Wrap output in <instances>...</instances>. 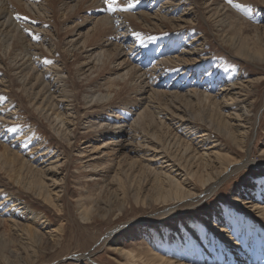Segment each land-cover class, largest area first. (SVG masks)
<instances>
[{
    "label": "bare ground",
    "instance_id": "6f19581e",
    "mask_svg": "<svg viewBox=\"0 0 264 264\" xmlns=\"http://www.w3.org/2000/svg\"><path fill=\"white\" fill-rule=\"evenodd\" d=\"M21 1L35 18L25 20L22 16L16 20L21 13L15 10L13 0H0V43L20 29L19 46L7 49L9 53L0 51V264H17L9 252L20 258L27 250L34 248L37 252L43 241H51V247L62 243L65 228L52 222L47 207L61 209V192L66 195L67 189L64 172L70 163L67 149L73 147L72 140L77 137L78 142L87 140L84 149L91 147L88 155L82 150L80 160L98 159L94 154L103 147L110 149L105 154L112 156L126 149L133 151L136 161L145 163L142 167L154 177L157 199L169 206L161 218L191 208L210 197L231 175L264 162L262 158L252 159V149L247 147L249 132L256 128L260 115L259 111L252 114V87L256 80L249 78L244 64L225 66L226 63L213 59L207 49L209 39L201 31L191 30L192 23L201 17L206 21L209 18L214 21V34L235 52L234 58L257 61L264 60V23L257 28L261 31L256 30L254 40L248 35H236L237 31L229 35L230 21L221 18L228 6L223 0H205V10L196 0H117L120 7L129 2L135 5L127 12L107 11L106 0H71L76 2V7L92 6L96 17L102 14L100 19L97 17L98 26L87 33L82 30L93 21L92 16L83 17L68 31L73 37L78 32L80 38L67 41V54L76 55L78 46L85 54L75 64L72 77L61 73L67 69L50 48L54 42L45 28L35 24L42 14V18L49 16L46 0ZM254 14L255 19L264 21V6ZM168 23H177L172 25V31L179 28L180 35L158 33ZM30 33L45 38L37 42L29 38ZM143 36L145 39H141ZM253 49L254 55L249 56V50ZM47 60L52 63H46ZM78 83L84 85L79 94L84 102L83 112L78 110L77 92H73ZM129 84L134 86V98L114 106L120 114L105 116L93 111H97L93 106L103 104L105 97L113 99ZM102 88L107 92L102 93ZM110 102L104 105L111 110ZM188 106L199 108L198 112L191 113ZM163 113L166 119L161 117ZM131 119L134 120L130 122ZM156 124L173 125L177 129L173 132L175 143L169 144L176 146L184 139L182 156L175 153L176 148L174 153L165 151L164 144H160L161 136L156 138L161 135V126ZM154 125L159 130L155 128L157 133H151ZM81 129L86 131L80 132ZM111 136L121 137L114 146H111L113 140L102 146L93 143ZM238 150L245 151L246 156L237 157ZM88 160L80 168L88 172L86 179L93 181L92 177L101 175L103 167L98 170L100 164ZM102 180L103 183L95 182L94 186H108L107 179ZM241 186H235L232 194L240 210L213 207L208 215L212 230L192 222L181 234L176 233L180 243L183 238L190 241L194 238L191 253L179 249L168 258L151 246L148 252L128 249L123 251L127 264H264V174ZM249 203L251 206H247ZM79 207L85 209L83 198ZM8 228L16 231L17 239H9ZM120 230L121 227L116 229V233ZM142 231L149 241L154 240L153 232ZM106 241L113 244L118 239L111 237ZM11 244L17 247H10ZM116 249L121 251V247ZM83 252L70 253L67 257L89 259L94 251ZM191 255L195 261L189 259Z\"/></svg>",
    "mask_w": 264,
    "mask_h": 264
},
{
    "label": "rangeland",
    "instance_id": "374dc122",
    "mask_svg": "<svg viewBox=\"0 0 264 264\" xmlns=\"http://www.w3.org/2000/svg\"><path fill=\"white\" fill-rule=\"evenodd\" d=\"M196 1L198 3L197 5H200L201 9L205 10V0ZM46 2L47 5L45 6L48 8L47 12L49 13V16L46 15L42 18V14V16L39 18V22L35 24L38 27L42 26V28H45L50 39H52L51 42H54L53 45L49 43L50 48H53V50H55L56 57L62 60L59 63L62 64L63 62L67 69V72L61 73L63 75L73 77L75 68H77L75 66L78 65L81 59H84L85 54L83 53V50L80 48V46H78L76 49V55L72 56L70 54H67V41H69L73 37L68 34V31L72 29L73 25L80 22L83 17L92 16L93 21L90 22L82 30V33H87L88 30H90L94 26H98L99 21L97 17L100 19V16H102V14L96 17V15H93L92 13V6L86 7V5L84 4L82 6L76 7V2L71 0H46ZM223 2L227 3L228 6L226 8L227 11H223L224 16L221 18H223V20L230 21L231 26L228 31L229 35H234L237 31L236 35H248L254 40H256L255 36H257L258 32L261 31V29L257 28H260V25H262L264 21L260 18L258 20L255 19L256 14L254 13L258 11V9L261 10V6H264L262 4L263 0H232L231 4L228 3V0H223ZM2 5L5 7L4 4ZM13 5L15 6V10H18L21 13L19 15L20 17H16V20H20L22 16L32 19L35 18V16L29 12V9L28 11L26 10L23 1L13 0ZM253 5L258 6V8L254 7ZM72 7L74 8L72 9ZM36 10L38 9L36 8ZM88 11H90L91 13L89 14ZM202 18L203 17L200 18V21L192 23L193 28H191V30L201 31V33H204V35L209 39L207 49L211 51L210 55L213 56V59L217 58L218 61H220L223 65L226 63L225 66H231V64L232 66L244 64L242 67L249 74V78L256 80L252 87L254 94L252 114H258L259 111L260 115L256 128L251 129L249 132L247 139V147H251L252 149L250 155L252 159H264V153H262V149H264V60H248L243 62L238 58H234L235 56H233L232 54H235V52L232 51L229 46H226L222 42V40H219V38L214 34V21L210 20L209 18H207L206 21L202 20ZM185 19L187 21L188 18ZM179 22L181 24L185 23L183 21ZM175 24L177 23H168V27H161L157 31L160 34L164 32L165 34L169 33L180 35L179 28H177L175 32L172 31V25ZM239 30H241V32ZM256 30L259 31L257 32ZM76 33L77 35L73 38L79 37L78 32ZM19 34L20 29H15V32L13 31L12 33H10V35H13L11 38L2 39L0 43V51L5 50L6 53H9L7 52V49L11 50L13 48H17L19 46V44H17ZM43 38L45 37L42 36L40 42H42ZM141 39H145V36H143ZM82 41L83 38L80 42ZM46 47H48V45ZM23 48L24 47H22V45L20 44V49ZM253 52L254 49L252 50V52H250L249 50V56L254 55ZM136 57L139 58L140 56H137L136 54ZM160 57L163 58L165 56H159V58ZM154 61L155 59L151 61L152 64H154ZM152 64L150 63L149 68L153 67ZM62 83L64 84V82ZM83 88L84 85L82 83H78L73 91L77 92V100L79 106L78 110H81L82 112L85 108H83L84 102L80 98L79 94L81 93L80 91ZM159 88L164 89L161 86H159ZM133 90H135L134 86L129 84V86L123 88V90L119 92L116 97H114L113 99H109L111 100L109 105H113L111 107V110L106 107L107 105H104V103L106 104L109 101L106 100L107 97L104 98L103 104L100 103L93 106L94 108H96L97 111L93 109L92 110L96 114L100 113L105 116L110 115L112 113L120 114L118 109H115L114 106H116V104H118L119 106L120 103L123 104L130 98H134V93L132 92ZM102 91V93H106L107 89L102 88ZM150 93L152 92H149V94ZM243 93L245 94V92ZM186 105L190 106V104ZM189 106L188 109L191 108L189 109L191 113L194 114L195 112H198L197 110L199 108L197 109V107L195 106H193V108ZM163 111L166 112V110ZM164 115L165 113L161 114V117L163 116V119H166V117L164 118ZM82 120L83 122L86 121V124H88L86 119ZM133 120L134 119H131L130 122H132ZM168 123L169 122L167 120V124ZM167 124L166 126L159 124V126L161 127L164 126L163 128L157 126L158 124H156V126L159 127V130L161 131H159L154 125V128L151 129V133H155V131L157 133L158 130L161 135L158 134L159 136L157 135L156 138L159 139L160 136L162 138V135H164L162 140L161 138L159 140L161 145L164 144L163 146L165 147V151L174 153V151H176L177 149L175 153L177 155L180 154V156H182L183 154L181 153V151H183V146L185 145L183 143L185 141L184 139H182L181 141H178V143L180 142V144L177 143L178 145L176 144V146L171 145L172 142L175 143L176 141L175 139H173V132L175 133L177 129L173 127V125ZM84 131L86 130H80V132ZM120 138L118 136H115V138L113 136H111V138L103 137L100 138L99 141H94L93 143H96L95 145L102 146V144L113 140V145L111 146H114V144L117 142V140H120ZM251 138L254 140L251 141ZM124 139H127V136L124 137ZM86 141L87 140H81L80 142H78L77 137L72 140L71 147H73L71 149H67V154L70 157V163L67 166L68 171L64 172V174H67V189L65 192L66 195L64 194V192H61V200H63L59 202L61 205V209L59 210L53 205H51V207H47L48 214L50 218L53 219L52 222H54L56 226L63 224L65 228L62 243L56 247H51V245H53L51 241H43L42 244H39L40 247H37V252H34V248L31 250H27L26 254H21V256H23L20 258L15 257L16 253H13L15 254L14 256L10 252L7 253L8 255H10L11 259H15V262L17 264H22L23 261H28L32 263L33 259L36 257L38 258L35 259L32 264H127V258L125 254H123V251H126L128 249H137L136 251H139L141 249L144 250V252H148L150 246L154 248V251L156 253H160L161 255L166 256L168 258H172L173 255H175L174 253H176L179 249L184 250L187 253H191L194 238L193 241H190L189 238H183L182 243H180L179 239L175 238L176 233L181 234L182 229H187L186 227L190 226L192 222L196 223L195 225L199 226L205 225V228H207V230H212L210 228L212 227V225L209 222L208 215L212 211L213 207L215 209L223 207H228L230 210L239 209L237 202L234 201V198L232 196L234 187L237 185L238 187H240V185H242L241 187H245L246 184L250 182V179H254L255 177H261L264 174V162L260 163L258 167H252L249 169L247 168L246 170L242 169L240 173L233 174L228 177L219 186V189L216 192L212 193L210 197L194 204L191 208L186 210H184L183 208L180 209L179 207L180 210L178 211V213H175V215H172L171 217L161 218L160 215L167 211L169 206L167 204L164 205L163 202H161L160 200L161 198L159 200L157 199L158 192L157 190L154 191V177H150L149 172H147L142 167V165L145 163L136 161L137 157H135V153L133 151H129L130 149H126V151L123 150L122 152H119L120 154L117 153L116 156H112V154L106 155L105 151L110 150L107 149V147L98 149L99 151H102L100 153L94 154V157L99 156V158L96 160H88V157L84 158L83 160H80L82 158L80 157L82 155V150L86 151L84 152L85 154H90L89 150L91 149V147L84 149L85 145L87 144L85 143ZM170 141L171 144H169ZM166 143L168 144V146H165L167 145ZM241 155L244 156L245 151L242 152V150H238L237 157H240ZM86 160L93 162L95 161L100 164L101 167H99L98 170L103 167L102 169L104 172H100L101 175L98 173L99 175H95L92 177L96 180L94 179L93 181H89V178L86 179L85 176L88 174V172H85L84 169L80 168L83 162L85 163ZM135 164L136 166H134ZM118 175H120V178L117 177ZM97 177L101 179L98 180ZM102 179H107L105 183H107L108 186H104L103 188H101V185L98 187L94 186L95 182L103 183L104 181ZM83 192L86 195L83 194ZM81 198H83L85 209L79 207V201L81 200ZM38 201L40 202V200ZM40 205L43 206L41 202ZM247 206H251V203L247 204ZM91 207L92 211H90ZM250 210L255 213L254 208H250ZM85 212L90 217H88ZM82 215L85 217H83ZM117 227H121V230L118 233H116V229H118ZM143 229H148L153 232V241H149L148 238L142 235ZM3 230L4 228H2V231ZM8 231L9 232L7 233L11 234L8 236L9 239L10 237L13 240L14 238L17 239L16 235L14 234L16 231H14L13 229H10ZM111 237L118 239V241L113 244L108 243L106 239ZM16 245L17 244H11L10 247H17ZM116 247H121V251L117 250L118 248L116 249ZM18 251L19 250L17 249V252ZM83 251L94 252L89 259L67 257V255L70 253L79 254ZM189 259L194 261L196 260L192 258V255L189 257Z\"/></svg>",
    "mask_w": 264,
    "mask_h": 264
},
{
    "label": "snow or ice",
    "instance_id": "6c2138e0",
    "mask_svg": "<svg viewBox=\"0 0 264 264\" xmlns=\"http://www.w3.org/2000/svg\"><path fill=\"white\" fill-rule=\"evenodd\" d=\"M106 3H107V11H109V12H116V11L127 12V11L131 10L135 6L133 3L129 2L127 4V6L120 7L119 4L117 3V0H106ZM228 3L231 4L232 0H228ZM24 19L27 20L28 17H24ZM25 31H27V29H25ZM137 35H139V34L137 33ZM29 38L30 39H35L37 42H40V40H41L40 36H37V35H35L33 33L29 34ZM45 62L49 63V64L52 63L51 60H47ZM12 131H15V129L13 128Z\"/></svg>",
    "mask_w": 264,
    "mask_h": 264
}]
</instances>
